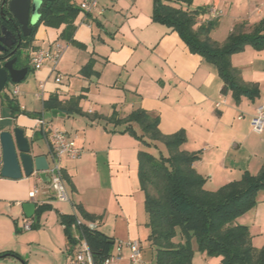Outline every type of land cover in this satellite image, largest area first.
<instances>
[{
  "label": "crops",
  "instance_id": "crops-1",
  "mask_svg": "<svg viewBox=\"0 0 264 264\" xmlns=\"http://www.w3.org/2000/svg\"><path fill=\"white\" fill-rule=\"evenodd\" d=\"M73 2L79 7L82 0ZM202 7L207 12L200 20L211 19V9L218 15V26L211 33L218 43L225 41L235 25L255 24L264 18V0H192L191 9ZM151 15L152 5L147 0H97L90 14L80 11L76 16L72 42L61 38L64 25L58 29L40 25L36 30L26 49L29 64L38 50L52 53L59 47L60 57L56 63L47 60L38 70L30 67L28 76L34 78L38 92L34 104L27 88L18 85V94L10 96L20 109L14 116L6 101L0 99V131L23 128L32 141L31 153L45 155L49 161L50 133L43 132L37 119L28 116L38 114L49 127L74 138L81 154L76 160L64 158L60 162L68 178L64 181L68 201L47 193L46 182L40 183L37 173L35 181L0 177V203L5 211H0V218L10 224L11 232L26 219L22 204L32 203L29 193L35 186L40 188L36 199L51 206L37 229H24L22 234L10 233L0 239V255L13 252L22 263L30 264H80L75 262L80 241L76 228L71 230L77 245L70 248L59 214L74 215L78 223L114 240L108 264H129L131 241L139 242L142 249L150 246L144 193L138 179V153L144 147L132 135L114 132L110 120L114 115L124 118L142 109L159 116L163 135L184 131L186 141L180 149L199 155L193 166L205 178L207 191L215 192L245 172L253 176L259 173L264 162V128L255 133L251 119L257 106L264 103V50L246 47L231 56L242 81L259 89L255 99L242 96L236 103L230 91H222L224 84L216 68L192 54L176 32L152 22ZM85 67L86 75L82 74ZM57 75L62 77L59 83ZM52 95L63 106L77 99L79 112L66 114L53 109L59 111L53 117L52 110L42 107ZM134 128L138 130L136 125ZM38 133L43 145L36 141ZM158 146L166 153L161 144ZM147 151L156 154L153 148ZM27 220L30 226L34 223ZM234 224L248 228L253 247H264V196ZM7 257L13 258H3ZM195 260L196 256L192 264ZM206 261L221 264V257Z\"/></svg>",
  "mask_w": 264,
  "mask_h": 264
},
{
  "label": "trees",
  "instance_id": "trees-1",
  "mask_svg": "<svg viewBox=\"0 0 264 264\" xmlns=\"http://www.w3.org/2000/svg\"><path fill=\"white\" fill-rule=\"evenodd\" d=\"M191 4L192 0H153L152 22L176 32L192 54L212 64L224 84L222 91H230L236 103L242 96L250 100L258 97L257 85L243 82L240 71L232 66L230 59L246 47L264 50V18L255 24L235 25L225 41L218 43L211 37L218 20H200L207 10L204 7L191 9ZM4 11H7L6 8ZM80 11L73 0H43L38 10L39 21L32 26L30 36L22 37V47L31 46L40 25L54 29L64 25L61 38L72 42L74 20ZM8 27L19 30L15 20ZM87 70L85 67L82 74L86 75ZM0 95H3L12 116L19 112V107L9 95ZM76 100L70 99L63 106L52 95L42 102V107L47 111L60 109L66 114H73L79 112ZM28 116L41 118L38 114ZM110 120L115 126L114 132L128 133L144 147L138 153V179L144 193L149 228L147 240L155 252L154 264H191L194 242L199 252L209 257H221V264H264V247H253L248 228L234 224L237 218L256 206L258 192L264 191V162L256 176L245 172L239 180L210 192L204 188L205 178L193 166L199 155L180 149L186 141L184 131L163 135L158 127L159 116L142 109L134 110L124 118L111 116ZM151 148L156 150V154L147 151ZM63 179L68 181L65 175ZM48 210H51L50 205H36L31 218L36 223L30 228L38 227L42 213ZM59 222L70 248L77 245L71 230L72 226L76 228L79 240L85 242L92 256L93 264H103L110 257L114 246L112 238L78 223L74 215L59 214ZM178 233L182 242L175 243ZM0 256H12L21 261L13 252Z\"/></svg>",
  "mask_w": 264,
  "mask_h": 264
},
{
  "label": "water",
  "instance_id": "water-1",
  "mask_svg": "<svg viewBox=\"0 0 264 264\" xmlns=\"http://www.w3.org/2000/svg\"><path fill=\"white\" fill-rule=\"evenodd\" d=\"M42 2L43 0H2L0 3V94L5 93L10 96L8 85H18L29 75L26 65L16 67L17 63L22 64L19 58L21 56L18 57L17 53L26 50L22 47L21 39L30 36L32 26L39 21L38 10ZM13 20L19 25L17 36L8 27ZM11 56L14 57L9 59ZM51 114L56 117L59 111L52 110ZM31 152L32 141L25 135L23 128L14 126L9 130L0 131V177L21 180L23 177L28 178L37 173L43 182H48L49 178L45 173L48 169L47 157L33 155ZM35 209L34 203L22 204L26 219L34 216Z\"/></svg>",
  "mask_w": 264,
  "mask_h": 264
},
{
  "label": "built area",
  "instance_id": "built-area-1",
  "mask_svg": "<svg viewBox=\"0 0 264 264\" xmlns=\"http://www.w3.org/2000/svg\"><path fill=\"white\" fill-rule=\"evenodd\" d=\"M97 6V0H82L79 4L80 10L85 14H90ZM212 18L217 17L216 11L213 9L209 10ZM61 50L59 47L55 49L52 53L49 51L38 50L35 51L30 57V67L32 70L40 69L47 60H53L54 63L60 57ZM61 76H56V82L61 81ZM11 97H15L18 94L16 86H13L12 90L9 91ZM37 125L41 128L43 132L48 131L51 136V144L49 151V161L48 169L45 171L49 181L44 183L46 185L45 191L48 193L52 192L55 198L59 201H68V194L63 179V171L60 165L62 159L76 160L80 157L81 149L76 145L74 138H71L66 132L61 131L56 128H51L43 120V118H37ZM251 126L255 133H261L264 128V103L260 104L256 108L255 116L251 119ZM33 175H36L34 173ZM40 183H43L40 178H38ZM43 184V185H44ZM40 193V188L35 186L29 193V200L35 205H41L42 203L36 199L37 195ZM23 228L25 230L30 229V224L28 220L24 222ZM130 250L129 264H152L143 259L142 248L137 241H131L128 245ZM77 253L75 255V262L80 264H93L92 256L83 241H79V245L76 248ZM121 247H118V251ZM112 255L107 258L103 264H108L112 259Z\"/></svg>",
  "mask_w": 264,
  "mask_h": 264
},
{
  "label": "rangeland",
  "instance_id": "rangeland-1",
  "mask_svg": "<svg viewBox=\"0 0 264 264\" xmlns=\"http://www.w3.org/2000/svg\"><path fill=\"white\" fill-rule=\"evenodd\" d=\"M77 2H79L80 0H76ZM142 2L143 1H146V0H141ZM148 1V4H149V6L151 7V5H152V2H153V0H147ZM43 26V25H42ZM40 27V26H39ZM38 27V28H39ZM46 28H50V27H47V26H45ZM37 28V29H38ZM36 29V30H37ZM41 34V33H40ZM28 51H26V50H23L22 51V56L23 57H27V55H28V53H27ZM29 56V55H28ZM31 76V75H30ZM30 76H28L27 77V79L24 81V82H22V83H20V84H18V87L20 86V87H25V88H27V93H28V97H30V99H31V101H32V103L34 104V102L36 101V95H37V87H36V82H35V80H34V78L32 77H30ZM28 82V83H27ZM17 86V85H16ZM12 88H13V86H10L9 85V87H8V91H10V90H12ZM3 94V93H2ZM3 95H0V99H3V97H2ZM29 108V107H28ZM36 141L37 142H39L40 143V145H43L44 144V141H43V137H42V134H39L38 133V135H37V138H36ZM27 179H31L32 181H35V179H36V177L34 176V175H32V176H30V177H28ZM207 189V188H206ZM207 190H209V189H207ZM262 196H264V191H260V192H258V194H257V196H256V206L258 205V204H260V202H261V198H262ZM255 206V207H256ZM254 207V208H255ZM253 208V209H254ZM252 209V210H253ZM0 211H1V213H5V211H3V204L2 203H0ZM48 211H50V210H48ZM48 211H45V212H43L42 213V215L44 214V213H46V212H48ZM251 211V210H250ZM249 211V212H250ZM249 212H247V213H245V214H243V215H246V214H248ZM41 215V216H42ZM41 218V217H40ZM3 219V220H2ZM238 219V218H237ZM4 221H6V219L5 218H0V239H6V236L8 237L9 235H10V233L11 234H22V233H24L25 231H24V228H23V225H24V222L26 221V219H24L23 220V222L22 223H19L18 224V229H14V231L13 232H11V230H10V228L8 227V225H10V224H6V222H4ZM34 221V223H36V220L34 219L33 220ZM40 221V220H39ZM29 223V222H28ZM39 226V225H38ZM17 227V226H16ZM38 227H36V228H30V230H34V229H37ZM28 231V230H27ZM174 242L175 243H179V242H182V239H181V237H180V235H179V233L176 235V237L174 238ZM192 248H193V256H192V260H193V257L194 256H196V260H195V262H194V264H209L206 260H208L209 258H211V259H217L218 257H209V256H207L206 254H204V253H202V252H199L198 250H197V248H196V244H195V242L192 244ZM142 254H143V256H144V259L145 260H147L148 262H151V263H155V252H154V250H152L151 248H150V246H147V245H145L144 246V248L142 249ZM204 254V255H203ZM0 264H23L19 259H15L14 257L13 258H0ZM25 264H30L29 262H26ZM192 264V263H191Z\"/></svg>",
  "mask_w": 264,
  "mask_h": 264
},
{
  "label": "flooded vegetation",
  "instance_id": "flooded-vegetation-1",
  "mask_svg": "<svg viewBox=\"0 0 264 264\" xmlns=\"http://www.w3.org/2000/svg\"><path fill=\"white\" fill-rule=\"evenodd\" d=\"M11 27V26H10ZM9 27V28H10ZM10 30H12L11 28H10ZM19 30H12V32L17 36L18 35V32ZM22 40V39H21ZM22 43V42H21ZM29 48V47H28ZM28 48H26V49H28ZM17 56L19 57V56H21L22 57V51H19L18 53H17ZM12 57H14V56H11L9 59H11ZM21 57H19L20 58V63H22V64H19V63H17V65H16V67L17 68H19L20 66H22V65H26L27 67H28V69H29V73H30V70H31V68H30V64H29V59H28V57H24V58H21ZM8 87H9V85H8Z\"/></svg>",
  "mask_w": 264,
  "mask_h": 264
}]
</instances>
